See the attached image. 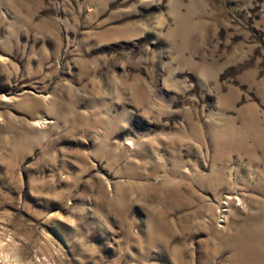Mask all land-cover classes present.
I'll return each mask as SVG.
<instances>
[{
  "label": "rangeland",
  "instance_id": "1",
  "mask_svg": "<svg viewBox=\"0 0 264 264\" xmlns=\"http://www.w3.org/2000/svg\"><path fill=\"white\" fill-rule=\"evenodd\" d=\"M263 233L264 0H0V264H264Z\"/></svg>",
  "mask_w": 264,
  "mask_h": 264
},
{
  "label": "bare ground",
  "instance_id": "2",
  "mask_svg": "<svg viewBox=\"0 0 264 264\" xmlns=\"http://www.w3.org/2000/svg\"><path fill=\"white\" fill-rule=\"evenodd\" d=\"M262 234V233H261ZM264 234V233H263Z\"/></svg>",
  "mask_w": 264,
  "mask_h": 264
}]
</instances>
